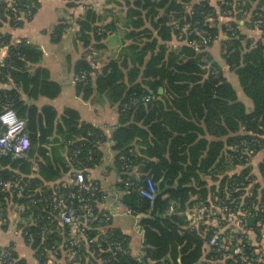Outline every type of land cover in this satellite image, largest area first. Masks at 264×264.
Wrapping results in <instances>:
<instances>
[{
  "label": "trees",
  "instance_id": "1",
  "mask_svg": "<svg viewBox=\"0 0 264 264\" xmlns=\"http://www.w3.org/2000/svg\"><path fill=\"white\" fill-rule=\"evenodd\" d=\"M65 1L78 9L72 21L82 51L67 57L74 74L85 73L74 81L76 93L84 100L106 95L118 108L111 136L116 186L120 203L144 229L143 254L131 255L128 235L113 227L110 212L99 206L104 190L92 194L71 181L78 171L88 178L100 163L104 131L82 121L76 110L65 108L59 115L43 104L40 100L56 98L61 86L39 65L42 49L25 38L15 42L1 29L5 23L21 27L39 0H16L13 7L0 1V49H6L0 110L3 104L15 110L29 140L22 157L0 154L3 227L15 204L24 219L18 227L40 264L49 256L79 264H264V0H114L109 19L86 0ZM70 24L60 21L52 40L58 42ZM118 32L117 55L97 67L94 53ZM214 44L251 110L214 59ZM60 148L66 154L58 159ZM35 157L38 175H32ZM66 173L68 182L47 184ZM147 178L158 187L153 200L140 194ZM58 197L80 212L85 203L92 211L77 243L57 216L53 199ZM219 205L228 210L211 222ZM201 208L202 216L194 220ZM215 233L226 238V248L209 244ZM236 246L247 261L233 251ZM0 264L28 263L5 246Z\"/></svg>",
  "mask_w": 264,
  "mask_h": 264
},
{
  "label": "crops",
  "instance_id": "2",
  "mask_svg": "<svg viewBox=\"0 0 264 264\" xmlns=\"http://www.w3.org/2000/svg\"><path fill=\"white\" fill-rule=\"evenodd\" d=\"M86 1L97 11L101 12L104 19H109L112 11H116L114 10V8H116L113 3L114 0ZM211 1L216 2L217 0ZM76 11L78 12L77 8L67 7L65 0H39L36 13L31 19L25 21L21 27L12 28L8 23H5L1 26V29L11 32L15 42L25 38L30 43L38 45L42 49L43 55L39 65L47 68L50 72V78L58 82L61 86L60 94L52 100L42 98L40 101L43 104H51L59 115L63 113L65 108L76 110L82 121L91 123L104 131L107 140L101 146L103 152L102 158L100 163L90 169L88 178L94 180L95 183L104 190V200L100 202L99 206L110 212L112 226L121 228L122 231L128 235L131 255L134 257H141L143 254L144 229L138 222V219L120 203L119 198L122 193L117 190L116 186L119 177L114 167L116 150L114 149V142L111 136L119 123L117 105L110 103L106 95L97 93H93L88 100H84L81 96L77 95L75 90L72 63L68 61L67 57L71 55L73 57H79L82 51L80 44L78 45L74 42V37L78 31V25L72 21V18L76 16ZM62 20L70 21L71 24L64 30L61 39L55 42L52 40V32L55 26ZM255 33L259 34L258 31L254 30L252 35ZM111 37H115L117 42L113 40V42L110 43ZM120 39L121 32L110 35L106 39L107 48L98 50L94 53L97 67H100L102 62L106 59H110L117 55ZM218 44H214L211 47V51L214 53V59L222 67L223 74L227 79H233L234 73L229 70L228 66L224 63ZM215 54L217 56H215ZM230 82L235 85L231 80ZM239 97L244 100L241 95H239ZM134 143L135 142H132V145ZM57 154L58 159H60V157L64 158L66 154L65 148H60ZM48 155L50 154L48 153ZM38 161L39 159L37 157L32 160V175H38ZM69 179V174L66 173L58 180L46 182L50 186H53L57 185V183L68 182ZM207 179H209V176H207ZM209 182L212 181L209 179ZM21 219L24 221L22 216H20V209L14 204L11 211L8 213L7 228L5 229L0 222V247L11 246L20 257L26 259L28 264H40L31 244L26 243L22 236V230L18 227ZM42 264L79 263L68 262L65 258L49 256ZM147 264H153V262L149 261Z\"/></svg>",
  "mask_w": 264,
  "mask_h": 264
},
{
  "label": "built area",
  "instance_id": "3",
  "mask_svg": "<svg viewBox=\"0 0 264 264\" xmlns=\"http://www.w3.org/2000/svg\"><path fill=\"white\" fill-rule=\"evenodd\" d=\"M1 1V0H0ZM8 5L12 6L16 4V0H7ZM6 54V49H0V63L3 60V56ZM85 78V73L74 74L73 80L79 81ZM3 104V103H1ZM3 106V107H2ZM0 110V154L6 155L11 154L14 157H22L25 154L29 146V140L27 136V132L25 129V122L21 119L15 110L7 105H1ZM71 181L78 184L80 188L85 189L87 192H91L92 194L95 192L102 193L103 189L96 183H93L89 178H86L83 172L78 171L72 175ZM4 186H8V183H3ZM158 192V187L156 182H154L151 178H147L145 182V187L140 190V194L149 199L153 200ZM75 196V193L72 194V197ZM54 206L58 208L57 216L59 219L66 225L69 226L70 232H72L73 236L71 243H77L84 231V223L88 220V217L92 214V211L87 203L84 204L83 211L80 212L78 209L73 207L71 204H67L65 200L61 197L53 199ZM204 208L199 209V211L195 214L194 220L200 219L203 214ZM228 210L224 205H219L216 209H214L210 215L211 222L223 218L225 216V211ZM193 220V221H194ZM114 247L116 249H120L119 242H114ZM210 245H215L217 250H221L226 248L228 244L226 238L220 237V234H213L209 239ZM98 246L100 244H97ZM235 253H239V258L241 261H247V255L241 252V247L236 246L233 248ZM71 256L74 253H70ZM264 256V255H262ZM51 263V262H49Z\"/></svg>",
  "mask_w": 264,
  "mask_h": 264
},
{
  "label": "rangeland",
  "instance_id": "4",
  "mask_svg": "<svg viewBox=\"0 0 264 264\" xmlns=\"http://www.w3.org/2000/svg\"><path fill=\"white\" fill-rule=\"evenodd\" d=\"M213 1H216V0H213ZM213 3H215V2H213ZM246 30L248 31V33H254V30H250V29H247L246 28ZM223 35H221V37H222ZM224 37V36H223ZM113 40H115V37H111L110 38V43H112L113 42ZM116 42H117V40H115ZM215 51H216V48H215ZM215 56H217L216 54H215ZM229 76H230V78H231V75L229 74ZM235 85H234V87H235V89H236V91H237V93L239 94V95H241L242 97H243V99L245 100H242L245 104H246V107H247V109L248 110H251L252 109V104H251V101L249 100V99H247L243 94H242V92H241V90H240V86H239V84H238V81H237V76L234 74V78L233 79H230ZM263 154H262V152L260 151V154L258 155V158L257 159H259V157H261ZM254 163H256V162H254Z\"/></svg>",
  "mask_w": 264,
  "mask_h": 264
},
{
  "label": "water",
  "instance_id": "5",
  "mask_svg": "<svg viewBox=\"0 0 264 264\" xmlns=\"http://www.w3.org/2000/svg\"><path fill=\"white\" fill-rule=\"evenodd\" d=\"M160 91H162V88H160ZM253 221H254L253 217L250 216V217H249V222H250V223H253Z\"/></svg>",
  "mask_w": 264,
  "mask_h": 264
}]
</instances>
